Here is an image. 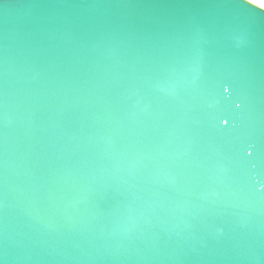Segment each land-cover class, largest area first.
<instances>
[{
  "label": "water",
  "instance_id": "95a60500",
  "mask_svg": "<svg viewBox=\"0 0 264 264\" xmlns=\"http://www.w3.org/2000/svg\"><path fill=\"white\" fill-rule=\"evenodd\" d=\"M0 264H264V8L0 0Z\"/></svg>",
  "mask_w": 264,
  "mask_h": 264
},
{
  "label": "rangeland",
  "instance_id": "374dc122",
  "mask_svg": "<svg viewBox=\"0 0 264 264\" xmlns=\"http://www.w3.org/2000/svg\"><path fill=\"white\" fill-rule=\"evenodd\" d=\"M250 1H252L253 3H255L261 7H262V4H264V0H250Z\"/></svg>",
  "mask_w": 264,
  "mask_h": 264
},
{
  "label": "bare ground",
  "instance_id": "6f19581e",
  "mask_svg": "<svg viewBox=\"0 0 264 264\" xmlns=\"http://www.w3.org/2000/svg\"><path fill=\"white\" fill-rule=\"evenodd\" d=\"M248 1H250V0H248ZM250 2H252V1H250ZM253 3V2H252ZM255 4V3H254ZM257 5V4H256ZM259 6V5H258ZM261 7V6H260ZM262 8H264V7H262Z\"/></svg>",
  "mask_w": 264,
  "mask_h": 264
},
{
  "label": "snow or ice",
  "instance_id": "6c2138e0",
  "mask_svg": "<svg viewBox=\"0 0 264 264\" xmlns=\"http://www.w3.org/2000/svg\"><path fill=\"white\" fill-rule=\"evenodd\" d=\"M262 7H264V4H262Z\"/></svg>",
  "mask_w": 264,
  "mask_h": 264
}]
</instances>
